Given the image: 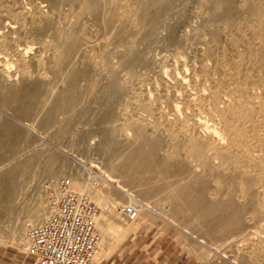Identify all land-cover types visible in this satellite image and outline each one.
Instances as JSON below:
<instances>
[{"label":"bare ground","instance_id":"1","mask_svg":"<svg viewBox=\"0 0 264 264\" xmlns=\"http://www.w3.org/2000/svg\"><path fill=\"white\" fill-rule=\"evenodd\" d=\"M176 1L34 0L24 7V4L20 5L21 0H0V100L4 106L10 107L18 120L27 122L33 119V116L37 117L35 115L38 112L41 117L40 129L48 131L56 124L59 115L72 114L71 111L76 110L84 96L82 83H96L99 80L86 65L89 55L94 53L90 52L93 48L99 49L96 54L104 69L108 70L106 72L107 78L110 79V89L109 93L107 92L109 98L104 110L102 111V108V112L97 114L99 116L96 122L99 126L109 125L99 137L109 148L106 155L118 156L119 159L116 158L118 161L115 165L113 163L114 167L109 175L103 170L104 167L92 165H86L83 169L86 180L77 179L72 172L68 174V177L74 178L70 183L77 186L78 191L74 192L86 196L101 209L96 218L100 236L97 263L101 258L110 255L113 247L125 238L128 232L136 231L150 220L147 212L150 207H142V203L134 201L132 197L145 200L163 192H168V197L167 200H161L159 205L174 213L175 219L182 212L188 211L197 215V219L204 220L212 238L222 237L225 233L227 236L231 235L230 238H241L244 242L247 241L246 244L249 242L247 245L258 250L264 248V237L247 239L244 227L248 213L254 221L264 224L263 0H201L202 10L205 17L207 16L204 30L212 38L210 42H204L202 49L205 59L213 63L211 68H208V64L201 68L204 81L208 84L207 88L203 93L193 94L185 88V78L181 75L177 76L175 81H170L177 86H184L183 94L174 92V88L171 91L173 93L155 92L161 102L180 104L184 101L185 104L184 109L174 106L172 116L167 119L172 140L171 151L162 153L166 142L148 131V118L157 115L154 108L156 100L152 95H140L136 101L139 108L147 114V118L136 121L131 119L122 126L125 131L132 132L133 139L119 136L120 128L115 124L116 105L122 96H127L132 91V87H129L131 81L135 78L142 79L139 68L151 66L149 58L144 57L141 52H136L134 42L142 38L151 25L165 18L164 15ZM65 5L72 7L76 12L79 10V13L75 12L77 16L73 24L70 23V28L65 25L67 29H60L55 24L56 13H63L61 8ZM87 16L93 20H101L97 34H101L102 40L94 47L90 45L93 42V37L89 34L90 29L84 23ZM21 17L26 22L31 20L30 29L26 27V23L21 24L19 28L14 26V19L19 20ZM66 17L68 18L67 15ZM71 19L69 17V22ZM212 23L222 24L239 35L235 37L230 36L233 33L228 34L227 37H231V47L226 45H230L229 43L223 45L224 33L212 26ZM27 36L41 41L44 38L43 46L52 51L51 59L56 71L52 70L62 83L57 90L49 89V93L44 91L48 81L47 72L52 68L51 62L46 61L40 54L29 57L32 48L23 42ZM241 46H244V49L241 50ZM113 58L121 59L120 63L114 65ZM257 64L261 73L257 71ZM111 65L126 72L125 79L113 78L115 73L109 72ZM11 67L14 70L6 71ZM162 77V83L166 85L163 87L168 88L169 77L163 74ZM151 92L149 91L150 94ZM205 110L215 118V124L211 125L208 119L202 118ZM64 129L65 127H62L60 130ZM24 132L14 123L0 122V240H11L16 246L29 251L28 232L31 227L42 221L45 207L40 195V205L32 206L33 208L26 212L25 219L19 218V212L16 214L14 209L18 177L37 163L35 153L25 158L17 157L22 141L32 142ZM51 165L61 169L66 162L59 156H52L50 167ZM44 170L47 173L51 169ZM205 172L210 174L206 176ZM118 178L125 180L120 182L124 188H133L125 194L130 206L136 211L134 219L125 214L126 208L121 203V198L110 203L109 195L120 191L119 186L115 184ZM168 179H175V182L164 187L151 186L152 183ZM209 181H212L213 185H210ZM182 182L186 183L180 184ZM142 186L147 188L136 190ZM222 196L225 199L222 200ZM14 215L16 223L10 227H1L6 220H13ZM6 232L9 233L8 236ZM261 253L257 251L258 256Z\"/></svg>","mask_w":264,"mask_h":264},{"label":"rangeland","instance_id":"2","mask_svg":"<svg viewBox=\"0 0 264 264\" xmlns=\"http://www.w3.org/2000/svg\"><path fill=\"white\" fill-rule=\"evenodd\" d=\"M31 2H34V0H21L22 4L20 3V5H25L24 7H27V5ZM170 9L169 11L167 10L168 12L166 11L167 14L165 13L167 17L164 15L165 18H162L155 24L151 25L150 28L147 29L146 33L143 34L142 38L140 37L136 43L134 42V49L136 52H141L144 57L149 58V60H151V66L143 69L139 68L138 72L143 75L142 79H133L129 85V87H132L130 88V91H132L129 92L127 96H122L119 99L115 108L117 119L115 121L116 123L114 122L120 128L119 136H128L129 139L132 140V132L127 130L125 131L122 129V126L126 124L127 121H131V119L132 121H136L138 119L141 120L147 118V114L139 108L136 101L140 95H152L153 99L156 100L154 108L157 115L154 118H148V131L151 135H158L166 142L162 153L168 152L167 150L172 149V146H170L172 140L169 136L170 128L168 126L167 119L172 116V111L175 109L174 106H180L181 109H184L185 104L184 101L180 104L168 103L164 101L161 102L156 97L157 91H161L162 93H173L171 91H173L174 88V92L183 94L185 92V88L187 87L186 89L192 91L191 93L193 94L203 93L208 84L204 81V75L201 68L207 64V66H210L208 68L213 67V63L208 62L202 53L204 42H210V39L212 38L207 35L204 30L207 16L205 17V12L202 10L201 0H177ZM70 10L71 12H69ZM61 11L63 13H56V26L60 29H63L65 25L67 28H70L74 22L73 20L76 19L75 17L77 16L76 14L79 13V10L77 13L74 9H72V7L65 5L62 6ZM69 13L72 14L69 15ZM69 17L70 19L72 18L70 22ZM14 22L16 23L14 26L18 28L23 23H26V27L28 29L31 27L29 24L31 20L26 22V20L22 17L19 20L14 19ZM99 22H101L100 19L93 20L90 16L85 17L84 23H86V26L89 27V34L93 37L91 41L93 40L94 43H90L93 47L102 40L100 37L101 34H97ZM59 25L63 26L60 27ZM212 26H215V28L222 31V34L224 33V41H222L223 45L229 43L230 45H226L231 47L230 36L236 37L238 34L226 29L222 24L212 23ZM67 28L65 27V29ZM228 34L231 35L227 37ZM97 38L98 41L96 42ZM44 41V38H42L41 41V39L35 40L30 36H27L23 40V42L28 43L32 48L29 57H34L35 55L40 54L42 58H46V61L48 60L49 63L51 62L50 66L52 68H50L47 72V84H49H45L44 86V91L49 93L50 90H57L61 87L62 83L59 81L56 72L54 73L56 70H54V63L51 59L52 51L49 50L48 47L43 46ZM213 46L217 48L215 44H213ZM241 47V50L244 49V46ZM98 51V48L97 50L95 48L90 50L91 54L88 57L89 59H87L88 61H86V65L94 77L99 80H97L96 83H82L81 88L84 89V96L79 101L76 110L74 109L71 111L73 115L69 113L66 115L62 114L63 116L59 115L56 119V124L48 129V131L40 129L39 122L41 117H39L40 115L38 112L35 115L37 117L34 118L33 116V119L31 118L27 122L20 121L13 115L10 107L8 108L7 106H4L0 100V122L9 121L16 124L25 131V136H29L32 141L30 143H27L26 140L22 141L20 147L18 148V152L21 155L19 154L17 157L25 158L26 156H30L34 153L37 154V163L34 166L32 165L27 170L28 172L26 171L24 174H21L17 179L18 191H16V197H14V209L16 214L19 212V218L21 219H25V215L28 210L33 208L35 205H40L39 198L41 195V186L46 181L66 178L70 183V181L74 179L73 176L68 177L70 172H72L77 179L82 181L86 180V176L83 174V169L86 165L99 166L101 168L104 167L105 169L103 168V170L109 175L111 174L110 172L112 168L117 163L116 161H118L116 158L119 159L118 156L109 157L106 155L109 152V148L108 146H105L107 143L99 137L104 134L109 125L103 124V126H99L96 122L97 117L99 116H97V114H100L106 106L110 89V79L107 78L108 70L104 69L102 66L100 61L101 59L96 54ZM119 61H121V59H112V63L114 65H117V62L119 64ZM110 67L111 68L109 69L111 70H109V72L112 71L111 73H115V77L113 78L120 80L125 79L126 72H123L118 66L115 67L111 65ZM258 68L259 65L257 64V71L258 73H261L260 68ZM7 70L12 71L14 69L11 67L10 69L7 68L6 71ZM38 74L42 76L41 72ZM96 74L99 76L97 77ZM162 74L165 77H169L168 81L170 84H168V88L170 91L167 90V87H163L165 84L162 83ZM56 75L57 77H55ZM177 76H184L186 84L185 88L184 86H177L176 83H172ZM194 81H196V83H194ZM148 90L150 92L152 91L151 94ZM168 114L169 116L167 117ZM202 118L204 120L208 119L210 124L212 123L211 125L215 124V118L211 116L208 110H205L202 114ZM62 127H65L63 131L60 130ZM167 146L170 148L168 149ZM105 149L108 151L106 152ZM127 150L129 151V149ZM52 156H59L66 162V165H64L61 169H59V166L56 165H51L50 167ZM7 166H9V163H7ZM49 168L51 169L49 172H44V169L49 170ZM209 174V172H205L206 176ZM121 179L122 178H118L115 182V184L119 186L120 191L117 190V192H113L109 195L111 198L110 203L114 199L121 198V203H123L125 208L131 207L128 196L125 192H128V190L133 188H124L120 182H124L125 180ZM174 182L175 179H168L152 183L151 186L164 187L169 183ZM183 183L185 184L186 182H182L180 184ZM208 183L213 185L212 181H209ZM70 187H73V191H78L77 186H73L71 183ZM141 188L145 189L147 187L142 186L136 188V190H142ZM167 197L168 192L152 195L145 200H141L138 199V197L133 196V200L141 202L142 207H144V205L150 207L147 211L150 216V220L148 223L141 225L136 231L130 233L128 232V235L121 239L113 247L110 255L103 257V259L101 258L97 264H264V248L258 250L254 246L247 245L249 242L246 244L247 241L244 242L241 238H230L231 235L227 236L225 233L222 237L212 238L209 227L204 225V220L199 218L201 220L200 221L196 218L198 217L197 215H192L188 211L182 212L176 216L177 219H175L173 215L174 213L163 209L161 205H159V202L161 200H167ZM209 198L211 197L209 196ZM223 198L224 197L222 196L221 199L223 200ZM98 209L100 214L101 209ZM184 217H186V219ZM12 219L13 220H6L4 224H1V227H10L17 222V219L14 220L15 215ZM244 225V227H246L245 238H251L254 240L257 236L264 237L263 222L259 223L254 221L249 213L245 216ZM8 234L9 233L6 232V236H8ZM246 234H250V236L248 237ZM216 238H221V240H217ZM257 251H261V255L258 256ZM0 264H35V258L29 251L23 250L21 247L16 246L13 241L5 239L4 242L0 240Z\"/></svg>","mask_w":264,"mask_h":264},{"label":"built area","instance_id":"3","mask_svg":"<svg viewBox=\"0 0 264 264\" xmlns=\"http://www.w3.org/2000/svg\"><path fill=\"white\" fill-rule=\"evenodd\" d=\"M40 194L44 216L28 232L35 264H97L100 236L96 205L75 193L66 178L46 181ZM124 212L131 219L136 217L132 207Z\"/></svg>","mask_w":264,"mask_h":264}]
</instances>
